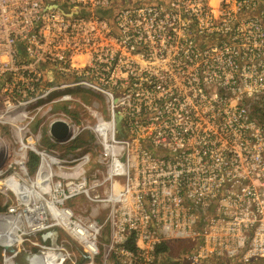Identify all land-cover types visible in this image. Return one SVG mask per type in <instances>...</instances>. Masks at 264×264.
I'll list each match as a JSON object with an SVG mask.
<instances>
[{
  "label": "built area",
  "instance_id": "obj_1",
  "mask_svg": "<svg viewBox=\"0 0 264 264\" xmlns=\"http://www.w3.org/2000/svg\"><path fill=\"white\" fill-rule=\"evenodd\" d=\"M80 91L101 98L82 128L65 113ZM35 119L49 121L53 144L90 130L99 167L88 176L90 152L36 146ZM0 123L17 166L0 165V194L16 201L0 220L23 237L56 226L49 203L71 212L58 225L90 258L63 248L62 264H151L171 239L197 241L188 264L264 259V0H0ZM29 151L36 173L43 161L53 172L47 187L27 186ZM75 197L104 208L108 226L69 207Z\"/></svg>",
  "mask_w": 264,
  "mask_h": 264
},
{
  "label": "rangeland",
  "instance_id": "obj_2",
  "mask_svg": "<svg viewBox=\"0 0 264 264\" xmlns=\"http://www.w3.org/2000/svg\"><path fill=\"white\" fill-rule=\"evenodd\" d=\"M79 97L81 98L83 103H73L70 109H65V113L68 116V119L66 120H68L70 124L82 128L93 121L92 116L89 114V111L87 110V107L91 105L90 100L99 99L101 101V98L98 94L88 93L84 91H80ZM102 106L104 107V104H102ZM53 109L59 111L60 109H62V107L60 105L59 106L54 105ZM102 110L105 112V108H103ZM48 123L49 121L43 119H35L32 121V123H30V131L32 132V134L39 135L33 137V138H37L35 140L36 146L40 148L41 147L53 148L55 150L56 155H59V157L61 158L68 155H74V154L78 155L86 151L90 152L93 157L92 162H90L89 165L87 166V175L90 176L94 172V170L99 167V164L97 163V159L99 155V146L94 135L90 132V130L82 129L71 141L65 144H60V143L53 144L48 139V129H49ZM14 137L15 134H13L11 127L6 123L5 124L0 123V147L4 145H9L8 149H3L2 151H0V160H1L0 165L1 167L3 166L5 168L6 174H9L13 167L17 169V166L14 164L12 165L13 167L11 168L8 167L9 164L12 163L16 153V149H15L16 144L14 141L15 139ZM26 138H30V137H26ZM30 153H34V152L29 151L27 153L28 158L26 162V170H27L28 179L30 181H34L35 173L39 166L40 159L38 157L37 166L34 168L33 171H31L28 164ZM0 203L5 207L4 210H6V207L8 205L15 204L16 201L12 194H8L7 196L0 194ZM67 205L71 207L76 213H83L86 215H90V213H92L93 210L94 214H98L100 220L104 222V226L106 227L108 226V223L104 220L105 210L104 208H101L100 205H95V203L90 202L84 197H75L69 200L67 202ZM105 233L106 231L103 232V234ZM22 238L23 240L19 244L14 245L12 250L13 252L14 251L17 252L15 257L13 256L14 257L13 260L15 261L16 264H31L30 258H32V256L43 255L46 254L47 252L49 253L50 251H53V249L48 247L46 249L45 246L39 244L31 233L28 235H24ZM168 243H170V250H169L170 257L175 260H179L183 264L189 263L187 259H185L186 254L197 248V241L171 239L168 240ZM2 252L3 250L0 245V264H3L4 261ZM73 253H75V251ZM76 256L78 258L77 253ZM113 256L111 259H103L102 256H98L94 259V264H117V263L122 264L121 259H114ZM80 259H77V261L82 262L80 261ZM71 260L72 259H67L63 264H70ZM138 262H142V261L140 260ZM156 263L162 264L163 259H154L153 263L151 264H156ZM135 264H141V263H135ZM199 264H264V259L258 258V259H253L251 261H245V260L234 261L233 259H216L214 257H210L208 259H203L202 261H200Z\"/></svg>",
  "mask_w": 264,
  "mask_h": 264
},
{
  "label": "bare ground",
  "instance_id": "obj_3",
  "mask_svg": "<svg viewBox=\"0 0 264 264\" xmlns=\"http://www.w3.org/2000/svg\"><path fill=\"white\" fill-rule=\"evenodd\" d=\"M50 161H54L56 163L59 162L57 159L53 160L52 158H50ZM47 162H49V161H47ZM23 173H26V172L23 171ZM50 173H53V172L51 171L49 165H47V163H45V161H43L41 163L37 173H36L35 180L32 181L27 186H29V187L33 186L34 187L36 185V181H37V184H38L37 186L39 188H42L43 186L47 187L48 184H44V183H46L47 180H50ZM15 181L18 182L17 180H15ZM15 187H19V185H15ZM20 187H21V184H20ZM53 188H55V187H53ZM48 208H49L52 216L54 217V219L57 221V222H55L56 226H59L58 224H60V222H61L60 217H61L62 213H63L64 218H66V216L68 217L71 214V212L62 211L61 208L57 207L54 204L49 203ZM27 210H29V209H27ZM36 220H37V218L33 217L32 215H30V216L28 215V217H27V222L29 225L31 224V226H32L31 229H33V230H38V229H41V227H42V225L39 222H38L39 224L35 223ZM15 222H16V220L13 219L10 224H7L8 221L6 218L0 220V243L6 247H9V248L13 247L16 244H19L23 240L22 236L16 235L15 229L17 228V226L12 225ZM8 225H12V226H8ZM71 233H73V230ZM65 257H66L65 254L59 253L56 249H53V251H50L47 254L32 256V258H30V259H31V264H37V263L38 264H62V260H64ZM4 264H16V263L12 257H8V258L5 257Z\"/></svg>",
  "mask_w": 264,
  "mask_h": 264
},
{
  "label": "water",
  "instance_id": "obj_4",
  "mask_svg": "<svg viewBox=\"0 0 264 264\" xmlns=\"http://www.w3.org/2000/svg\"><path fill=\"white\" fill-rule=\"evenodd\" d=\"M117 128L120 129V119L116 120ZM50 131L55 136H64L67 132V127L64 123L56 121L50 127ZM35 237L36 241L42 246L56 249L59 253H64L63 248L69 252H78L81 256L80 261L89 259L90 256L84 253L75 241L65 233L58 226H51L43 230L34 231L31 233Z\"/></svg>",
  "mask_w": 264,
  "mask_h": 264
},
{
  "label": "trees",
  "instance_id": "obj_5",
  "mask_svg": "<svg viewBox=\"0 0 264 264\" xmlns=\"http://www.w3.org/2000/svg\"><path fill=\"white\" fill-rule=\"evenodd\" d=\"M37 163H38V156L35 155L34 153H30L28 164H29V168L31 171L34 170V168L37 166ZM4 209H5V207L0 203V211H2ZM125 245L131 249L134 248V246L132 245V243L130 241L126 242ZM169 250H170V243H168V241L160 243L157 246L156 254H160V255L162 254L163 258H164L162 264H183L179 260H175V259L171 258L170 254H169Z\"/></svg>",
  "mask_w": 264,
  "mask_h": 264
}]
</instances>
